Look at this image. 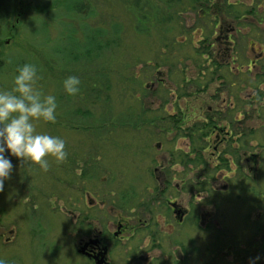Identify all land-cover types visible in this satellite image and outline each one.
I'll use <instances>...</instances> for the list:
<instances>
[{
  "label": "rangeland",
  "instance_id": "374dc122",
  "mask_svg": "<svg viewBox=\"0 0 264 264\" xmlns=\"http://www.w3.org/2000/svg\"><path fill=\"white\" fill-rule=\"evenodd\" d=\"M207 8L194 0L19 1L0 26V90L13 87L19 65L37 66L38 87L57 97L58 108L54 124L38 120L35 128L63 138L67 158L57 163L48 157L44 172L9 157L13 169L0 191V225L16 232L7 230L0 239L7 264H67L76 257L82 221L96 225L97 217L115 231L118 219L136 227L114 251V264H124L132 247L142 258L138 264H250L255 258L246 259L248 249L260 263L261 254L253 251L264 250V100L257 99L263 86L252 78L255 70L246 71L242 45L261 39L264 8L256 20L237 21L244 25L233 55L243 72L230 70V57L216 61L208 48L214 20L203 14ZM82 23L116 34L114 42L110 38L109 48L87 56L66 34L74 30L82 41ZM70 46V73L61 75L47 59L65 66L57 60ZM97 54L91 63L85 58ZM68 76L81 84L67 101L62 81ZM90 87L97 96L90 97ZM102 119L106 127H100ZM211 119L224 128L228 157L225 148L221 159L212 154ZM188 128L196 132L188 135ZM245 151L262 155L256 176L227 166ZM171 203L189 210L184 223L178 225L172 211L166 214ZM195 217L200 226L192 225Z\"/></svg>",
  "mask_w": 264,
  "mask_h": 264
},
{
  "label": "flooded vegetation",
  "instance_id": "af4514ba",
  "mask_svg": "<svg viewBox=\"0 0 264 264\" xmlns=\"http://www.w3.org/2000/svg\"><path fill=\"white\" fill-rule=\"evenodd\" d=\"M244 3H250L253 4L249 9L246 11H239L236 10L235 7L239 4L244 6ZM264 8V0H211L210 5L207 9L202 10L203 14H209L212 19L214 20V28H213V34H212V42L209 41L208 48L213 51V56L215 57V60L217 59H224L227 57H230V59L227 61V63H235L237 62L236 55H233V53H236L237 49L234 51L236 44L239 42L235 38V36L241 32V29L243 28L244 23L238 24L237 21L241 19H258L255 18L256 15L260 14L261 10ZM263 24L262 22L258 23V27ZM264 25V24H263ZM263 29L260 32V37H253L251 40L247 41V44H243L242 47L248 52L247 55V72H250L251 75L253 74V71L255 70V75H252L253 79L258 80V82H262L263 91H259L260 87H256V90L260 92L257 99L264 100V38H263ZM245 35H242V40L244 39ZM259 40V41H256ZM207 41V39L204 40V42ZM257 47V48H256ZM234 51V52H233ZM250 57L248 58V56ZM220 64H224L222 62H219ZM232 66V64H230ZM237 68H240V70H237ZM235 69L237 71L243 72L241 69V66L235 65L234 67H230V70ZM250 75V77H251ZM252 78H249L251 81H253ZM254 87V86H252ZM254 87V88H255ZM255 92V90H254ZM253 93V89H252ZM253 95V94H251ZM226 101V99L224 100ZM210 126H213L211 130V134L214 133L215 139L212 142L213 152L212 154L216 156V158H222L221 153L223 152L222 148L224 149V152L226 153L225 157H228V151H227V143H228V137L222 134L224 132V128L215 126L211 122L209 124ZM226 133V132H225ZM261 153H254V152H244V158L237 153L234 157H232L231 164L227 165L228 167L233 170L232 166H235V170H238L240 168L247 170V173L253 174L256 176L258 172L260 171V166L263 165L261 161ZM263 158V157H262ZM245 159V161L243 160ZM227 161V158L224 159ZM245 162V167H244ZM228 164V163H226ZM263 175V173H262ZM243 177L244 174L242 175ZM241 179V178H240ZM224 187H227V190H229V185L226 184ZM91 206H94L91 204ZM254 208L258 209V205L254 204ZM171 208V209H170ZM166 214L169 211H172L173 214H175L176 218H179L180 216L183 218L182 221L178 220L176 223L178 225L184 223L185 218L189 216V210L183 209L182 207H179L176 203H171L167 206V209L165 210ZM178 211H180L178 213ZM260 211V210H259ZM248 212V211H247ZM257 212V211H256ZM261 217V215H259ZM264 217V216H263ZM153 218V216H152ZM198 217H195L193 221H191L192 225L195 227L200 226L198 223ZM97 224L94 225V220H83L81 231L82 235L79 237L77 243H75V247L73 249L75 250V258L71 257L67 260H70L67 262V264H98L100 261H103V264H114V251L116 248L120 246V243L122 241L130 239L136 232V227L134 225H131V222H127L126 219H118L117 221V231H115L111 226H106L105 224H101L102 221H100V218L97 217L96 221ZM154 227L158 224L155 219H152V222ZM112 224H114L112 222ZM103 225V226H102ZM246 228H248V234L251 235V226L246 222ZM261 227L259 226V223L257 225V230H261ZM9 230V233H15L16 229L10 228L7 229L4 225H0V239L3 235H5V232ZM257 231V232H259ZM257 232H254V234H259ZM151 233H155L151 230ZM9 239V238H8ZM7 239V240H8ZM196 239H193L192 243L195 245ZM9 242V241H8ZM180 246H183L182 242L179 243ZM185 245V244H184ZM215 247V246H214ZM186 248L183 247V250ZM80 249H84V251H80ZM137 248L132 247L133 253L125 259L124 264H138V261H140L142 258L138 256L137 258ZM187 249V248H186ZM250 250V249H248ZM246 252V259L249 257H253L255 259L252 260L250 264H264V250H261L260 252L256 249L253 251L255 253L254 255L261 254V261L259 263V258L257 256H253L252 254H249V252ZM215 250L212 252V259H216L215 257ZM251 253V252H250ZM183 254V251L179 253L181 256ZM184 255V254H183ZM182 255V256H183ZM233 255V254H232ZM142 256V255H141ZM179 256V257H180ZM260 257V256H259ZM17 259L16 258V262ZM21 260V259H20ZM19 261V260H18Z\"/></svg>",
  "mask_w": 264,
  "mask_h": 264
},
{
  "label": "clouds",
  "instance_id": "9594fccd",
  "mask_svg": "<svg viewBox=\"0 0 264 264\" xmlns=\"http://www.w3.org/2000/svg\"><path fill=\"white\" fill-rule=\"evenodd\" d=\"M39 75L34 63L25 62L17 67L10 90H0V191L13 169L10 156L34 163L47 172L48 157L57 163L67 158L65 140L59 136L36 131L34 121L55 123L57 97L45 94L39 87ZM77 76L62 81L64 92L75 96L80 91ZM7 153V155L5 154ZM0 264L7 262L0 258Z\"/></svg>",
  "mask_w": 264,
  "mask_h": 264
},
{
  "label": "trees",
  "instance_id": "16d2710c",
  "mask_svg": "<svg viewBox=\"0 0 264 264\" xmlns=\"http://www.w3.org/2000/svg\"><path fill=\"white\" fill-rule=\"evenodd\" d=\"M19 1L20 0H0V26H4L5 22H7L8 19L11 16H13V14H15V12L17 11V7H18V4H19ZM204 1H207V3L204 4L203 3ZM194 2L195 3H201V7H204V6L208 7V4L211 3V0H194ZM58 29H59V32L62 31L61 27L58 28ZM81 29L83 31H86L85 32V37L82 39V41L81 40H76L74 38V36L72 35V34H74V30L71 31V33H66V34H69V37L72 38L71 43L73 45H82V46H84L86 48L87 56L90 55V53L94 52V50H96V51H104L107 48H109L110 45H111V41L114 42V37L116 36V34H115L112 37H109V34L105 33L103 28H98V29L94 30L93 28H91V26L89 24L87 25V24L82 23ZM110 38H111V41H109ZM70 52H71V46L66 49V54H64V52H62L61 55L59 56V59L57 60L60 63H64L65 66L58 65V64H57V66H55V64L52 61H49V59H47L48 64L50 63L49 67L51 69H54L55 72H56V69L59 67V69L61 71V75L64 73V71H65V73H70V69L68 70V68H67L68 65L70 64V62L73 61L72 59L70 60ZM65 55H68V56L65 57ZM85 58H86V60H88L89 63H91L95 59L99 58V54H97L94 57L92 56V57H89V58H87L85 56ZM73 59L75 60L76 58L74 57ZM76 60H79V58L76 59ZM93 89H94V87L88 88V94L90 95V97L97 96V95H95V91H92ZM61 99H64L62 94H61ZM69 99H70V96L68 95L67 96V101ZM66 103L69 104V102H66ZM106 121H107L106 119L105 120L102 119V121H101L102 124H101L100 127H102V125L106 127V124H105ZM188 130L190 131L189 133H187L188 135H192V132H193V134L196 132V129L188 128Z\"/></svg>",
  "mask_w": 264,
  "mask_h": 264
},
{
  "label": "water",
  "instance_id": "95a60500",
  "mask_svg": "<svg viewBox=\"0 0 264 264\" xmlns=\"http://www.w3.org/2000/svg\"><path fill=\"white\" fill-rule=\"evenodd\" d=\"M179 212H180V211H178V213H179ZM179 220H182V217H181V216L179 217ZM80 251L82 252V251H84V249H82V250L80 249ZM98 264H103V261H100Z\"/></svg>",
  "mask_w": 264,
  "mask_h": 264
},
{
  "label": "bare ground",
  "instance_id": "6f19581e",
  "mask_svg": "<svg viewBox=\"0 0 264 264\" xmlns=\"http://www.w3.org/2000/svg\"><path fill=\"white\" fill-rule=\"evenodd\" d=\"M203 3H204V4H206V3H207V1H204Z\"/></svg>",
  "mask_w": 264,
  "mask_h": 264
}]
</instances>
